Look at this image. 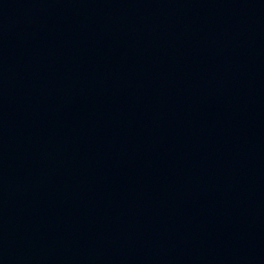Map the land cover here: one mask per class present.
<instances>
[{"label":"water","instance_id":"1","mask_svg":"<svg viewBox=\"0 0 264 264\" xmlns=\"http://www.w3.org/2000/svg\"><path fill=\"white\" fill-rule=\"evenodd\" d=\"M0 264H264V0H0Z\"/></svg>","mask_w":264,"mask_h":264}]
</instances>
